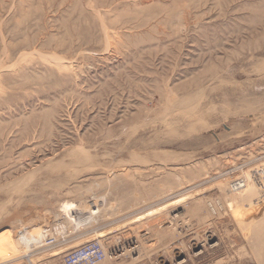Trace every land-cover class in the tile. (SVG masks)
Instances as JSON below:
<instances>
[{"label":"rangeland","instance_id":"1","mask_svg":"<svg viewBox=\"0 0 264 264\" xmlns=\"http://www.w3.org/2000/svg\"><path fill=\"white\" fill-rule=\"evenodd\" d=\"M92 240L99 264H264V0H0V264Z\"/></svg>","mask_w":264,"mask_h":264},{"label":"built area","instance_id":"2","mask_svg":"<svg viewBox=\"0 0 264 264\" xmlns=\"http://www.w3.org/2000/svg\"><path fill=\"white\" fill-rule=\"evenodd\" d=\"M235 183L238 184L239 182ZM38 233L43 234V240L33 244L54 246L65 241L67 229L63 222H55L48 227L42 228ZM106 256L107 252L100 241L92 240L67 252L63 258V264H99Z\"/></svg>","mask_w":264,"mask_h":264},{"label":"bare ground","instance_id":"3","mask_svg":"<svg viewBox=\"0 0 264 264\" xmlns=\"http://www.w3.org/2000/svg\"><path fill=\"white\" fill-rule=\"evenodd\" d=\"M93 162V161H92ZM248 181V180H247ZM239 183L238 184H236L235 182H234V185H232L231 186V193L233 192V193H235L234 195H237L238 193H240L241 191H243L244 190V188H246V180L245 179H243L242 181L240 180V181H238ZM231 196V195H230ZM233 196V195H232ZM235 196H233V199L231 200L230 198V201H231V203L233 202V203H236L235 201H234V198ZM210 200V199H209ZM230 203V204H231ZM207 206H208V211L210 212V213H212V214H215V213H219V212H217V211H219V210H223V205L219 202V201H214V202H208L207 203ZM72 207H74V204L72 205L71 203H69V202H67L66 204H65V206H64V209L66 210V211H71V209H72ZM76 208V207H75ZM74 208V209H75ZM208 212V213H209ZM91 213L92 214H96V213H98V209H96V210H91ZM221 213H222V211H221ZM211 215V214H210ZM41 217V216H40ZM69 217H71V216H69ZM179 217H180V215H179ZM73 218V217H72ZM72 218H71V220H72ZM93 220V218L91 217H89L88 218V220ZM41 220H43V219H41ZM74 220V219H73ZM183 220V219H182ZM44 221V220H43ZM42 221V222H43ZM204 228V227H203ZM26 230V229H25ZM200 230V229H199ZM24 230H21V231H19L18 232V235H17V238H18V241H19V243L21 244V245H23V246H25V247H30V245L31 244H33V243H39V242H41L42 240H43V234L42 233H31V232H29V231H25V232H23ZM199 234V233H198ZM202 234V233H201ZM213 246V245H212ZM184 247V246H183ZM231 247V246H230ZM107 255L109 256V257H112L110 254H108L107 253ZM120 256V255H119ZM116 258V257H115ZM106 261V260H105ZM104 262V261H103ZM45 263V262H44ZM43 263V264H44Z\"/></svg>","mask_w":264,"mask_h":264}]
</instances>
